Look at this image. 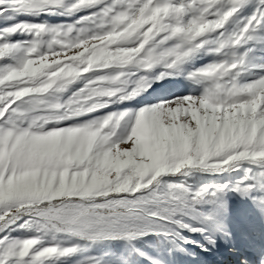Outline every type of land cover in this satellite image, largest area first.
<instances>
[{
	"label": "snow or ice",
	"instance_id": "6c2138e0",
	"mask_svg": "<svg viewBox=\"0 0 264 264\" xmlns=\"http://www.w3.org/2000/svg\"><path fill=\"white\" fill-rule=\"evenodd\" d=\"M80 13L0 28V264H67L84 244L150 232L183 239L173 227L211 232L212 216L182 219L228 191L264 211V61L248 63L264 45V0H0V18ZM204 55L215 59L189 67ZM181 76L199 94L78 119ZM237 170L234 184L195 191L164 180Z\"/></svg>",
	"mask_w": 264,
	"mask_h": 264
},
{
	"label": "rangeland",
	"instance_id": "374dc122",
	"mask_svg": "<svg viewBox=\"0 0 264 264\" xmlns=\"http://www.w3.org/2000/svg\"><path fill=\"white\" fill-rule=\"evenodd\" d=\"M250 11L251 9L247 10L243 15H248ZM83 15H86V13H80L75 17L10 15L0 18V28H6L20 21H30L33 23L46 22L51 25L68 24L73 23ZM13 39H27V37L17 36ZM244 51L245 48L243 47L239 49L240 53ZM213 59H215L213 56L204 55L197 58L194 64L189 65V67L199 68L212 62ZM261 61H264V45H257L254 52L249 56L248 63L250 65H257ZM254 75L255 73H250L246 76V79L250 80L254 78ZM162 82H164L163 86L161 85L162 87L157 91L156 87L151 86L144 94L133 101L113 104L106 109L78 119L80 122H86L112 112L136 111L146 105H152L173 97L199 94L200 91L182 76L164 79ZM82 86L80 82L73 85L72 89L64 94L65 98ZM243 175V170L226 171L223 173L192 171L188 175L177 174L165 177L164 180L168 183L184 184L195 191L203 186L215 188L216 186L225 184H234ZM215 179L218 180L212 183L211 181ZM253 195L258 197L260 193H253ZM198 213L200 215L196 219L184 217L182 222L193 227H206L205 223H198L197 220L203 221L205 217L212 216L215 223L219 225V229H213L211 232L201 234L200 232H191L187 229L173 227L171 232L174 234L176 231H179L183 239H176L174 235L166 236L150 232L131 242L126 240H109L95 244H84L83 250L68 260L67 264H82L89 256L99 257L105 264H129L125 259L124 253L123 255H117L113 249L114 246L123 243L129 245L126 249L128 252H132L131 248L136 247V244L146 243L147 245H152V250L145 254L147 257V260L144 262L145 264H219L216 252L213 250L212 245L208 243L209 236L214 239L215 245L222 246L225 241L246 244L247 238L254 230L255 225L260 223V218L264 214V211L253 203L252 198L241 196L234 191H228L220 197L217 203H205L198 206ZM225 232L227 235H225ZM13 235L21 236L23 234L13 233ZM146 236L149 237L146 238ZM174 240L175 243H173ZM185 241H191V243H186ZM261 241L262 235L256 234L253 242L255 249L258 248L256 245H259ZM81 243L83 244V242ZM186 245H190L191 248H188L189 246ZM205 248L207 251L203 250ZM157 250L159 251L158 253H156ZM240 250L242 251L241 254L245 252V248H241ZM138 263L143 264L140 261Z\"/></svg>",
	"mask_w": 264,
	"mask_h": 264
},
{
	"label": "bare ground",
	"instance_id": "6f19581e",
	"mask_svg": "<svg viewBox=\"0 0 264 264\" xmlns=\"http://www.w3.org/2000/svg\"><path fill=\"white\" fill-rule=\"evenodd\" d=\"M164 82L160 80L153 83L152 86L156 87L155 89L157 91L163 86ZM256 234L262 235V241L259 243V245H256L258 248L255 249L253 242L256 238ZM212 248L218 256L217 258L219 264H241L242 260H247V264H261V262L264 261V214L261 215L260 223L255 225L254 230L248 236L246 244L225 241L222 246L212 245ZM241 248H245V252L242 254V251L240 250ZM243 257L244 259H242Z\"/></svg>",
	"mask_w": 264,
	"mask_h": 264
},
{
	"label": "trees",
	"instance_id": "16d2710c",
	"mask_svg": "<svg viewBox=\"0 0 264 264\" xmlns=\"http://www.w3.org/2000/svg\"><path fill=\"white\" fill-rule=\"evenodd\" d=\"M217 180L218 179H215V180H212L211 182L214 183ZM148 237L149 236H146V238ZM128 246H129L128 244L123 243V244H119L118 246H114L113 249L115 251V254L117 255H123L124 253L125 259L126 261H128L129 264H139L138 263L139 261L145 264L144 262L145 260H147V257L145 256V254L152 250L151 248L152 245H147L146 243L136 244V247L134 246L133 248H131L133 250L132 252L126 251ZM158 252L159 251L157 250L156 253Z\"/></svg>",
	"mask_w": 264,
	"mask_h": 264
}]
</instances>
